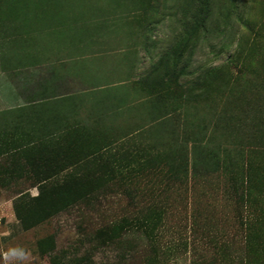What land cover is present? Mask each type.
Listing matches in <instances>:
<instances>
[{"label": "rangeland", "instance_id": "1", "mask_svg": "<svg viewBox=\"0 0 264 264\" xmlns=\"http://www.w3.org/2000/svg\"><path fill=\"white\" fill-rule=\"evenodd\" d=\"M0 264H264V0H0Z\"/></svg>", "mask_w": 264, "mask_h": 264}, {"label": "trees", "instance_id": "2", "mask_svg": "<svg viewBox=\"0 0 264 264\" xmlns=\"http://www.w3.org/2000/svg\"><path fill=\"white\" fill-rule=\"evenodd\" d=\"M181 57H182V53H179L178 54V61H180V59H181ZM180 73L181 74H186V71H185V68L183 67L181 70H180ZM80 202V201H79ZM109 234V233H108ZM107 234V232H106V230H104V229H99L98 231H97V234H96V238L97 237H103V243H106V244H111V243H113V239L111 238V237H109V235ZM106 235H107V237H106Z\"/></svg>", "mask_w": 264, "mask_h": 264}]
</instances>
